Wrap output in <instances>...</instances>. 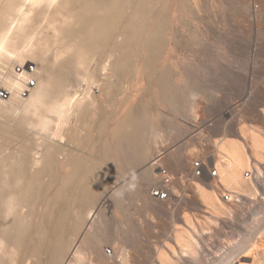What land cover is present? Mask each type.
<instances>
[{
	"label": "rangeland",
	"instance_id": "1",
	"mask_svg": "<svg viewBox=\"0 0 264 264\" xmlns=\"http://www.w3.org/2000/svg\"><path fill=\"white\" fill-rule=\"evenodd\" d=\"M125 4L129 11L125 12L126 18L123 13L112 43L120 46L126 37V49L112 53L113 46L107 45L90 56L76 50L59 58L71 57L65 68L70 88L65 89L74 93L90 87L95 98L94 106L70 119L66 129L76 130L68 132L63 144L66 151L60 156L63 176L71 170L63 158L75 163L66 201L73 192L79 196L70 200L72 206L65 208L66 213L55 215L71 244L60 264H217L226 244H244L243 249H232L229 264L261 263L264 258L254 252L261 248L264 251V153L254 152L253 137L263 150L264 0H126ZM136 9L142 16L141 27L138 36L130 37L123 26ZM120 55L123 63L116 59ZM57 61L53 55L43 62L38 55L25 66L33 67L36 74L47 65L57 70ZM23 66L17 63L12 67L19 73L18 67ZM103 72L107 75L104 78ZM96 80L99 84H92ZM12 92L0 81V93L7 95H0V142L17 146L29 138L18 133L29 113L13 111L22 96L11 98ZM142 117L148 124V135L139 132ZM123 126V135L118 136ZM139 133L147 139L140 141ZM221 141L238 144L248 156L247 164L241 168L238 187L228 183L223 184L228 189L224 192L214 189L221 211L208 210L199 203L196 191L200 184L194 178L193 165L201 161L204 172L215 170L217 178H226V169H218L223 161L218 145ZM144 146L150 149L148 161L139 158ZM177 151H182L183 159H175L178 163L172 171L165 162ZM94 165L102 170V175L96 177L105 187L96 199L85 203L80 194L84 198L90 186L92 192L97 190V181L95 169H83ZM160 168L174 174L170 173V189L174 191L179 184L185 189L188 179V254L176 251L170 237L163 247L154 239L148 244L151 258L138 259L130 243L136 246L141 241L143 245L148 238L129 235V229L152 230V222L145 221L138 210L144 206V194L162 187ZM64 190L51 187L45 200L55 205ZM226 196L229 200L224 199ZM38 205L42 211L43 206ZM92 210L93 218L88 216ZM36 219L37 214L27 221L33 223ZM43 236L34 233L31 238L37 241ZM146 249L150 250L148 246ZM77 251L85 256L81 263L77 262ZM0 261L11 264L6 256ZM48 264L57 263L51 260Z\"/></svg>",
	"mask_w": 264,
	"mask_h": 264
},
{
	"label": "bare ground",
	"instance_id": "2",
	"mask_svg": "<svg viewBox=\"0 0 264 264\" xmlns=\"http://www.w3.org/2000/svg\"><path fill=\"white\" fill-rule=\"evenodd\" d=\"M125 3L126 0H0V5H4L0 8V81L13 91L11 98L22 96L21 92L27 88L28 80L34 79L37 82L29 89L27 98L20 97L17 109H15L16 106L13 109L14 112L19 109L26 114L29 113L28 118L25 119V126L18 132H21L22 138L24 134L29 138H25L24 142L18 143L17 146L6 141L0 142L1 260H5L6 256L11 259V264H48L51 260L60 264L67 253V248L71 246L67 232L63 231L62 223L55 215L66 213L65 208L70 207V200L79 198L73 192L66 201L71 191L70 186L73 181L71 176L74 174L72 167L75 163L71 159L63 158L66 162L64 165L71 169L66 176H63L61 165L63 162L60 161V156L66 151L63 144L67 140L68 132H73L75 129H66L70 127V119L79 111L91 108L95 98L90 94V87L83 90L81 88L84 86L81 85V90H75L74 93L70 89H65L70 88L66 82L65 68L71 62V57L59 58L76 50L80 51L82 56H90L107 45L113 46L112 53H116L119 48L122 51L126 49L125 43L128 42L126 37L120 46L112 43L116 36L115 30L122 22L125 12L129 11L125 9L128 7ZM137 13V9L131 12L125 21L126 24L123 26L125 35L130 37L131 34L139 35L137 29L141 27L139 21L142 16ZM50 53L52 55L48 56ZM38 55L43 62L49 61L54 55L58 60V69L47 65L41 73L35 74L34 71L33 74H29L25 64L29 59L37 58ZM116 59L124 62L121 55ZM17 63L24 64L23 67H18L21 68L19 73H16L12 67ZM80 64H84L83 60ZM114 64L118 67V62ZM102 74L104 75L102 78L107 76L104 72ZM92 84H99V82L96 80ZM130 114L127 118H130ZM143 120L142 117L139 124L142 128L139 132H146L148 135L149 132L146 130L148 124ZM124 128L123 126V129H119L118 136L123 135ZM128 133L130 132L126 134ZM140 133L138 137L140 141L143 138L147 139ZM30 138H33L36 143L32 144ZM254 138L253 150L256 148L258 151L254 152L264 153V149H259L261 145L257 144ZM221 142L218 145L223 161L218 169L223 171L226 168V171H223V173L226 172V180L238 187L241 168L247 164L248 156L238 144ZM149 153V146H144V152L139 155V158H145L148 161ZM97 168L99 167L94 165L86 170L83 169L85 172L95 169L94 178L97 181V190L92 192L90 186L85 191V199L83 194H80V198L85 203L87 199H96L98 192L105 187V184L96 177L103 173L102 170H96ZM45 178L48 180L45 181ZM58 183L62 184L59 187L65 190L61 194V200L54 205L45 200V196L51 187L58 190ZM54 196L58 199V192L54 193ZM38 204L43 206L42 211ZM216 209L221 211L220 207ZM92 211L88 216L93 218L95 213ZM36 214L38 220H33V223L27 221ZM34 233L44 236L40 237V240L32 241L31 236ZM36 242L38 245L35 247L33 243L36 244ZM238 245L223 246L224 254L219 257L217 264H229L232 249L240 250L244 247V244ZM26 250H30V253ZM42 256L45 258L48 256L51 259H43ZM83 257L85 256L77 251V262L84 261ZM0 264L3 262L0 261Z\"/></svg>",
	"mask_w": 264,
	"mask_h": 264
},
{
	"label": "crops",
	"instance_id": "3",
	"mask_svg": "<svg viewBox=\"0 0 264 264\" xmlns=\"http://www.w3.org/2000/svg\"><path fill=\"white\" fill-rule=\"evenodd\" d=\"M181 153L182 151L174 152V154L171 156V159L165 162L171 166L169 167L171 170L174 165H176L175 163H178L177 161H175V159L178 158L182 161L183 157L180 156ZM245 166L246 164H244L243 167ZM168 170L169 169H167V171ZM169 173L173 174L171 171ZM217 176L218 175H216L215 177L211 176L210 173L206 170L202 177H194L195 179H198L196 181H198V184H200L198 191H196L197 197L200 200L199 203L202 206L207 207L208 210H214V208L216 209V207H219L215 199V196L217 194L216 190L214 189L218 188V190L220 189V191L224 192V189H227V187L223 184L229 183L225 177L219 179L217 178ZM220 183L223 185V188L219 186ZM179 185L178 187H176V191L173 190V187L171 188L169 194L170 198L168 200L156 199L152 197L150 193L143 195L144 206L142 207V210L139 208L138 211L140 213L142 212V217L145 219V221L152 222L153 226L152 230L150 227H144L142 228V230L138 229L137 232L132 231V228L129 229L130 232H132L129 233V235H142L143 237L148 238L147 240H145V242L147 243L146 245L145 242L142 243L143 245H140L141 241H138V244H136V246H133V243H130V247H132V249L136 251L138 259L151 258L149 254L152 252V248L148 244L153 242L154 239H157L156 243H160L163 247L165 244L169 243L170 237L171 243L174 245L176 251L183 250L186 255L188 254V179H186L184 182L185 189H182L181 187H179ZM209 189L212 190L210 191ZM258 242L259 241H257L256 243ZM146 246H148L150 250L147 251ZM261 249H255L254 253L258 255V257L264 258V251H261ZM166 254H169L168 251H166ZM250 264H264V261L259 263L258 260H254Z\"/></svg>",
	"mask_w": 264,
	"mask_h": 264
},
{
	"label": "built area",
	"instance_id": "4",
	"mask_svg": "<svg viewBox=\"0 0 264 264\" xmlns=\"http://www.w3.org/2000/svg\"><path fill=\"white\" fill-rule=\"evenodd\" d=\"M21 68H18V72H20ZM24 70V69H22ZM26 71L29 74H33L34 69L33 67H26ZM35 80H28L27 82V88L25 90H23L22 92V96L23 97H27V95L29 94V89L35 86ZM0 95L4 98L7 97V95H5L4 93H0ZM160 176H161V181H162V187H155L152 189L151 191V196L156 198V199H160V200H168L169 199V194H170V187L172 184V176L171 174L164 168H160ZM211 176L215 177L217 175V172L215 170H213L212 172H209ZM193 174L194 177H202L204 174V163L201 161H197L194 163L193 165ZM250 174L247 175V177H249ZM225 200H229V197L226 196L224 198ZM108 253L111 254L112 252L110 250H108Z\"/></svg>",
	"mask_w": 264,
	"mask_h": 264
}]
</instances>
